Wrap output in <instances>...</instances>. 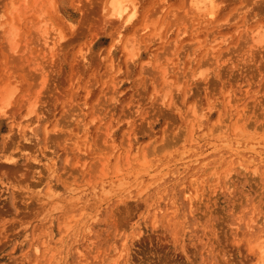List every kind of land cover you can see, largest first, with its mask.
<instances>
[{
	"label": "rangeland",
	"instance_id": "rangeland-1",
	"mask_svg": "<svg viewBox=\"0 0 264 264\" xmlns=\"http://www.w3.org/2000/svg\"><path fill=\"white\" fill-rule=\"evenodd\" d=\"M9 1L0 264H264V0Z\"/></svg>",
	"mask_w": 264,
	"mask_h": 264
},
{
	"label": "bare ground",
	"instance_id": "bare-ground-1",
	"mask_svg": "<svg viewBox=\"0 0 264 264\" xmlns=\"http://www.w3.org/2000/svg\"><path fill=\"white\" fill-rule=\"evenodd\" d=\"M127 1V0H126ZM207 1H209V0H188V3H189V6L192 8V9H194V11H196L197 12V18H198V20H200V21H204V20H206V19H209V18H212L213 16H214V12H213V8L211 7V8H209V5H208V3H207ZM19 2V1H18ZM131 2V1H130ZM12 3H14V0H10L8 3H7V6L6 7H8V10H7V12H9V14L8 15H11L12 16V18H15V17H17V16H19V4H18V9H17V7H16V4L14 5L15 6V8L14 7H11V5H12ZM25 3V2H24ZM126 3L127 2H125V0H109V3H108V5H109V16H110V18H113V19H124V24L125 25H127V24H131V22L133 21V19H134V17H135V5H133V2H131L130 4L132 5V9L130 10V12H129V14L128 15H125V11H126V9H127V5H126ZM22 5H25V4H22ZM9 6L11 7L10 8V10H9ZM28 9V8H27ZM41 9V8H40ZM14 10V12L16 13V16L13 14V11ZM32 10H33V8H32ZM42 10V9H41ZM29 11H30V9H29ZM34 11V10H33ZM31 12V11H30ZM21 14V13H20ZM30 14V13H29ZM22 15V14H21ZM41 18H43L44 19V15H43V17H41ZM10 21L11 20H9V18H8V16H3L2 17V19L0 18V30H1V33H2V35L6 38H4L5 40H7V41H9V44H10V47H11V49L13 50V52H15L16 50H17V48L19 47L18 46V42L17 43H14L13 42V38L15 37V34L17 35V33H16V30L14 29V28H9L7 25L10 23ZM29 21V20H28ZM46 23V22H45ZM26 24H27V22H26ZM28 25H30V23L28 22ZM7 27L9 28V29H7ZM37 27V26H36ZM47 27V26H46ZM143 27V31L144 30H146V25H144V26H142ZM39 28V27H38ZM41 28V27H40ZM39 28V29H40ZM17 29V28H16ZM34 29V28H33ZM36 30V29H35ZM36 31H38V30H36ZM46 31H47V29H46ZM45 30L42 32V33H40V35H39V37L41 38V41H42V44L47 48V49H52V48H54V46H55V41L53 40V39H50L49 38V33L47 34V32H46ZM42 36V37H41ZM256 36L257 37H255V38H252L253 40L254 39H256L255 41H258V45L259 44H261L262 43V41H261V38H259L258 36H259V32H256ZM23 38H24V35H23ZM26 38V37H25ZM26 40H27V38H26ZM6 41V42H7ZM15 41V40H14ZM25 41V40H24ZM132 40H130V42H131ZM21 42H22V40H21ZM20 42V43H21ZM130 42H129V40H128V43H126V44H128V48H129V50L134 46L133 44H130ZM19 43V44H20ZM24 43V42H23ZM131 43H133V41L131 42ZM7 44V43H6ZM22 44V43H21ZM129 44H130V46H131V48L129 47ZM126 47H127V45H126ZM258 47V46H257ZM260 47H262V46H260ZM128 48H126V49H128ZM129 58L132 60V61H135L136 60V57L134 56V55H132V54H130V56H129ZM5 89V87L3 88V89H0V105L2 106V105H4V107L6 106V104H8L7 102H6V97L7 96H11V94L10 95H8V93L6 92V93H3L4 91H2V90H4ZM2 91V92H1ZM11 91V90H10ZM9 98V97H8ZM0 106V111L2 112V110L4 109V107H1ZM5 162H7V163H9V160H6ZM229 183H226V185H228ZM229 186H230V184H229ZM229 188V187H228ZM248 248L250 249V250H258L259 252H260V258H258L260 261L262 260V258H263V254H264V237H257V238H252V239H250V241L248 242ZM45 257V256H44ZM46 259V258H45Z\"/></svg>",
	"mask_w": 264,
	"mask_h": 264
}]
</instances>
